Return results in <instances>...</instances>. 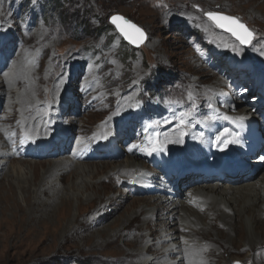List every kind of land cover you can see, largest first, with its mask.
Wrapping results in <instances>:
<instances>
[{
	"label": "rangeland",
	"instance_id": "1",
	"mask_svg": "<svg viewBox=\"0 0 264 264\" xmlns=\"http://www.w3.org/2000/svg\"><path fill=\"white\" fill-rule=\"evenodd\" d=\"M206 12L238 18L254 33V40L249 45H241L231 33L216 28L207 19ZM0 13V81L3 76L13 74L15 65L24 55L23 59H28L38 77L50 76L48 84L42 88L43 98L36 101L52 104L49 110L60 109L56 112L60 114L58 123H49L51 138H59L69 130L74 132L66 147L59 143V147L51 148V153L40 157L38 149L30 150V147L46 146L50 141L36 140V144L29 142L27 147H22L19 141L25 132L18 124L17 110L5 108L16 91L0 93V126L6 121V127H18L20 133L14 136L15 131L10 133V138H18L15 139L17 144L11 143L8 148L15 152L17 145V155L14 161L9 159L5 163L0 181V264H134L161 256V247L167 243L152 247L142 258L133 256L132 251L156 244L160 238L166 239L167 233L165 237L160 232L147 234L146 238L133 228L116 233L128 214L141 205L133 204V200L159 197L162 204L169 205L170 198H176L173 190L162 191L160 180L152 182V178L159 175L163 179L177 178L175 173L170 176L165 172L157 160L160 156H146L143 173L146 179L136 190L132 188L133 183L118 178L114 189L124 194L119 201L93 212L90 203L84 201L87 196L83 193L79 195L80 204L72 197V207L64 213L63 220L58 200L51 193L38 192L37 185L42 181L40 173L43 174L50 162L64 160L70 153L72 156L75 145L82 147L77 150V159L84 166L94 168L100 164H124L131 157L127 153L129 148L141 151L143 147L144 154L148 155L146 149L162 146V135L176 127L185 133L184 140L198 121L206 115L212 118L206 112L215 109L218 95L223 99L234 96L239 101L237 108L249 106L248 113L253 117H256L253 107L260 103L261 115H264V87L256 86L255 82L257 78L264 79V0H0ZM117 15L144 31L147 39L139 47L125 42L109 23L110 18ZM226 41L235 44L239 51L226 46ZM233 59L237 64H232ZM230 69L240 72L238 78L225 75ZM243 76L253 79L246 82ZM218 77L222 79L218 87L220 94L210 87ZM54 84L61 87L55 100L46 95V87ZM120 103L126 105L123 113L109 120L119 110ZM39 108L48 109L45 105ZM122 115L121 121H117ZM103 121H117V127L106 139L96 137V129ZM260 132L263 134L264 128H260ZM195 140V136L190 135L188 142L178 147L195 143ZM107 141L108 149L101 148ZM2 142L0 140V145ZM61 147L65 151L57 156L54 152ZM27 151L33 153L26 155ZM2 159L3 163L6 159ZM177 159L186 162L178 156ZM103 175L89 180L98 181ZM8 182L15 186L12 199ZM187 185L177 189L176 211L187 203L184 202L188 199ZM26 186L30 188L31 204L36 202L39 206L33 207L25 200L21 187ZM154 187L158 188L156 193L152 192ZM198 206L191 210L199 211ZM74 217H78V222L87 220L88 227H73L71 219ZM151 220V216L143 217L138 224L143 226ZM175 227L171 225L167 230ZM177 234L180 239L173 242L188 238L186 233ZM248 255L246 251L240 255L230 253L223 259L235 258L243 264H253L247 259ZM174 256H168L169 263L177 262L171 259Z\"/></svg>",
	"mask_w": 264,
	"mask_h": 264
},
{
	"label": "bare ground",
	"instance_id": "2",
	"mask_svg": "<svg viewBox=\"0 0 264 264\" xmlns=\"http://www.w3.org/2000/svg\"><path fill=\"white\" fill-rule=\"evenodd\" d=\"M226 46L230 48L236 47L235 44H231L229 41H226ZM23 56L20 58L21 60L17 66L15 65L16 68L13 74L3 76V79H1L0 93L5 90L14 89L16 92L9 98V102L7 101L5 108L8 110L12 109L14 112L17 110L18 124L19 126L21 125L20 128L25 133L36 135L38 137L36 140L50 141V144L43 145L45 147L38 146L36 143L35 146L30 147V150L38 149L39 155L42 157L51 153L52 147H56V145L59 147V143L66 147L69 143L70 135L74 134V132L69 130V132H65L59 138H51L52 129L48 128L51 125L49 123H58L60 114L56 112L60 109L49 110L52 104L47 101L39 103V99L43 98L42 94L44 91L42 88L45 84H48L50 76L46 74L43 78L38 77L33 65L28 64V59H23ZM232 64H237V60L233 59ZM47 69L49 71L51 69L50 66ZM238 73L240 72L230 69L226 71L225 75L238 78ZM222 77L224 78V76ZM243 77L245 78V76ZM250 79L253 78L248 77L246 82ZM257 79L259 80L255 81L256 86L264 87V79L261 77ZM221 84L222 79L218 77L212 81L210 87L213 92L218 93ZM46 88L47 97L51 96L54 100L61 92V87H57L55 84L51 88L49 86ZM37 99L39 101H36ZM238 102L234 96L231 99H223L218 95V103L215 109L206 112V114L210 113L214 118H209L206 115L202 121H198L192 127V131L187 132V138L185 137L183 140L181 131L176 127L162 135L161 145L164 151L152 152L151 155H145L143 147L141 151H139L140 149L132 150L127 152L131 157L124 164H100L94 168L84 166L77 159L79 156L76 154L77 150L79 151L82 147L75 145L72 156L70 153L64 160L47 164V168L43 170L44 172L42 171L43 174L40 173L42 181L37 185L38 192L41 195L51 193L58 200V207L62 212V220L65 219L64 213L72 207V197H75L76 202L80 204L82 203L80 196L83 193L87 196L84 201L90 203L89 207L94 212L122 198L124 195L123 191L114 189L116 179H125L126 182L133 183L134 186L132 188L136 190V186L140 187L146 179L143 175L144 171H146V166L144 165V162L147 161L146 156H160L157 160L164 166L165 172L170 174V176H172V173H175L177 178L170 177L169 179H163V176L159 175V178L154 176L152 182L157 183V180H160L162 182L161 185L164 187L162 191L171 190L172 192L173 190L176 198H170L169 205L162 204V200L159 197H155L152 200L151 198L133 200V204L141 205L128 214L127 218L119 225L116 233H122L123 230H127L128 228H133V231L141 234V236H145V238L147 234L152 236L153 233L160 232L163 234L162 237H165L167 233L166 239L160 238L156 244L132 251L133 256L138 255L140 258L144 257L148 250H153L152 247H158L160 243L167 244L161 247V256H154V258H151L152 260L149 259L143 262L138 260L134 264H233L235 261L243 264L240 259L229 258L230 261H228L223 258L225 254L239 253L240 255L244 251L248 252L247 259L253 264H264V171H262L264 170V133L261 134L260 132V128H264V115H261L262 106L260 103L253 107L255 110L252 109V111L254 110V115H256V117H253L248 113L249 106L237 108ZM43 105L48 107V109L39 108ZM125 106V103H120L121 108L119 107L117 113L111 116L109 120H114L116 119V115L123 113ZM123 116L117 118V121H121ZM239 117H243L244 119L241 121ZM117 121L113 123L111 121H103V125L101 124L96 129L98 133L96 137L104 138L108 136L117 127ZM6 126V121H3L0 126V140L3 141L0 145V158L6 159L3 163L0 162V181L5 173V163L9 159H13L14 161L17 155V145H15V152L10 151L8 148L11 143L17 144L15 139L18 138L17 136L10 138V133L11 131H15L16 135L20 134L18 127L9 128ZM190 135L195 136L197 139L195 143L190 142V144H185L184 147H178L184 141L188 142ZM217 137H220L221 140L237 142L228 143L225 146L218 142ZM28 144L29 142H25L23 145H20L25 148ZM108 145L107 141L104 145H101V148L108 149ZM139 148H141V145ZM151 148L146 150L149 151ZM222 148L223 150H221ZM62 151H65L64 147H61L54 153L59 156ZM28 152L30 151L25 152L26 155H29L31 152L33 153V151ZM79 153L82 154L81 152ZM177 156L185 159L186 162L177 159ZM182 167H186V169ZM37 168L35 166V169ZM102 174L104 175L98 181L93 182L89 180L90 177L94 179L97 175ZM53 176L56 178L52 180L51 177ZM224 183L226 184L225 186L222 185ZM184 184H188V187L185 189L188 199L184 201L187 203L183 207L181 206L182 210L176 211L178 203L175 199L179 197L178 188H181ZM7 189L10 199H12L15 186L11 182H8ZM29 189V186L21 187L25 200L33 207L35 205L39 206L40 204L38 205L36 202L31 204ZM153 189V191L148 189V192L152 191L156 193V190H158L156 187ZM129 192L133 193L132 189ZM33 194L35 195V193ZM15 201L13 200V203L16 204ZM196 205H199L198 208L200 207V209L194 212L191 209ZM201 207H204L203 211H201ZM18 208L20 210V207ZM147 216L153 217V220L140 226L138 220ZM105 217L104 219H107L108 216ZM77 218L71 219L73 227H88L87 220L78 222ZM175 220L176 223H173ZM95 221L96 218L93 219V222ZM247 224H250V226L248 227ZM171 225H176V227L172 230H167V227ZM158 226H161V228L158 229ZM179 232L186 233L188 238H184V240L181 238L178 243L173 242L172 240L180 239L177 234ZM112 233H115V231ZM169 255H176L171 259H177V262L169 263ZM155 259L158 260L153 263L152 261Z\"/></svg>",
	"mask_w": 264,
	"mask_h": 264
},
{
	"label": "snow or ice",
	"instance_id": "3",
	"mask_svg": "<svg viewBox=\"0 0 264 264\" xmlns=\"http://www.w3.org/2000/svg\"><path fill=\"white\" fill-rule=\"evenodd\" d=\"M0 15H2V13H0ZM205 15H206L207 19L216 28L224 29L225 31L230 32L231 35L234 36L240 42L241 45H249L252 43V41L255 38L254 33L250 29H248V27L236 17L217 14L214 12H206ZM112 22L114 24H116L117 29L125 37V39H128L133 44H137V45L142 44L147 39V36L142 29H140L139 27H137L134 24H130L123 17L114 16L112 18ZM129 30H131V32H134L136 34V39H133L129 35ZM207 30L208 29L205 28V31H207ZM233 50L239 51L234 46H233ZM189 98L191 99V96ZM212 118H214V117H212ZM225 119H227V117H225ZM243 119H244L243 117H239V120L242 121ZM180 123L182 126L184 125V117L183 116L180 119ZM184 134L185 133L181 132V135H184ZM12 135L14 136L15 133H12ZM37 138L38 137L36 135H33L31 133H24V135L22 136V138L20 140V144L23 145L25 142L35 143ZM104 138L106 139L107 136H105ZM217 140L219 143L224 144L225 146L228 143L237 142V141L221 140L220 137H217ZM168 142H171V141H168ZM177 142H179V141H177ZM133 147H136V146H133ZM221 150H223V148ZM129 151H132V148H129ZM158 151L159 152L164 151L163 146L154 145L151 148V150L146 152V154L151 155L152 152H158ZM201 210H203V209H201Z\"/></svg>",
	"mask_w": 264,
	"mask_h": 264
},
{
	"label": "water",
	"instance_id": "4",
	"mask_svg": "<svg viewBox=\"0 0 264 264\" xmlns=\"http://www.w3.org/2000/svg\"><path fill=\"white\" fill-rule=\"evenodd\" d=\"M118 16V15H117ZM114 17V16H113ZM113 17H111L110 18V20H109V23L112 25V26H114V28L116 29V31L121 35V37L124 39V41L125 42H127L128 44H130L131 46H133V47H139L141 44H139V45H137V44H133V43H131L128 39H125V37L120 33V31L117 29V27H116V24H114L113 22H112V18ZM119 17H122V16H119ZM128 21V20H127ZM129 22V21H128ZM130 24H133V23H131V22H129ZM230 33V32H229ZM129 35L133 38V39H136V34L134 33V32H131V30H129ZM243 46H246V45H243Z\"/></svg>",
	"mask_w": 264,
	"mask_h": 264
}]
</instances>
